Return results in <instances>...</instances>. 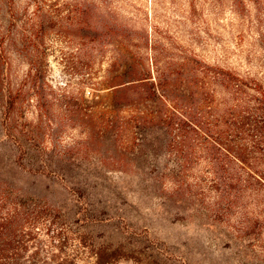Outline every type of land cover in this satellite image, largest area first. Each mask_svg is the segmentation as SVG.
<instances>
[{"label": "rangeland", "instance_id": "374dc122", "mask_svg": "<svg viewBox=\"0 0 264 264\" xmlns=\"http://www.w3.org/2000/svg\"><path fill=\"white\" fill-rule=\"evenodd\" d=\"M42 2L36 49L7 42L32 35L33 0H0V264H264V177L146 122L134 86L197 60L264 87V0ZM209 94L183 110L211 141Z\"/></svg>", "mask_w": 264, "mask_h": 264}, {"label": "trees", "instance_id": "16d2710c", "mask_svg": "<svg viewBox=\"0 0 264 264\" xmlns=\"http://www.w3.org/2000/svg\"><path fill=\"white\" fill-rule=\"evenodd\" d=\"M42 1L33 0L35 22L29 24L31 30L33 29L29 30L32 35L22 38L21 41H15L14 37L9 36L7 42L10 46L17 43L26 47L31 45V48L34 46L36 49L40 46L42 36L34 35L33 31L43 30L47 21ZM9 7L11 8V5ZM12 15L9 19L8 32L14 24ZM45 59L46 54L39 50V52L32 53L31 63L36 65L39 60ZM193 61L194 64L188 61L183 65V72L171 84L160 77L152 80L143 77L134 85L137 87L136 90L155 102L153 105L156 110L145 121L160 124L166 129H174L178 143L184 142L185 138L192 133L200 143L201 140L208 142L210 147L206 150L209 153L223 155L239 162L244 173L254 174L257 179L262 180L264 175H258L256 172L258 164H264L262 161L264 160L263 85L253 78L244 77L230 69L207 67L197 60ZM214 83H219L224 87L226 101L219 113V120L223 126L221 130L215 131L216 137H211L210 141L204 137L205 132L201 126L200 116L196 113L197 110L195 117H188L183 107L199 104L200 107L197 109L202 110V105L210 100V84ZM126 88H128L126 85L116 86L113 87V91L117 92ZM7 101L11 106L14 103L9 92ZM199 131L202 133L199 134ZM101 263L99 260L98 264Z\"/></svg>", "mask_w": 264, "mask_h": 264}]
</instances>
